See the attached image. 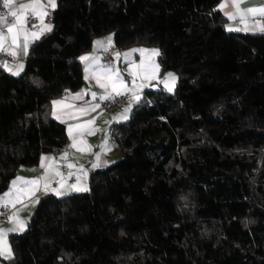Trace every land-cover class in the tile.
I'll return each mask as SVG.
<instances>
[{
	"label": "trees",
	"instance_id": "trees-1",
	"mask_svg": "<svg viewBox=\"0 0 264 264\" xmlns=\"http://www.w3.org/2000/svg\"><path fill=\"white\" fill-rule=\"evenodd\" d=\"M221 1L56 0L24 70L0 68V194L67 146L52 102L96 37L158 48L178 82L112 125L122 156L87 191L39 199L4 264H264V33L229 31Z\"/></svg>",
	"mask_w": 264,
	"mask_h": 264
},
{
	"label": "crops",
	"instance_id": "crops-1",
	"mask_svg": "<svg viewBox=\"0 0 264 264\" xmlns=\"http://www.w3.org/2000/svg\"><path fill=\"white\" fill-rule=\"evenodd\" d=\"M21 4L40 5L45 14L41 17L39 11L26 10L23 25L25 31L21 32L17 28L18 40L14 45L7 29L16 22V18L11 16V12L17 11ZM55 7L51 6L50 0H12L8 13L0 14V17L6 18L0 20V35L7 37L4 48L15 51L16 54L10 55L9 52L4 51L6 58L0 59V68L11 74L17 72L20 74L24 70L31 45L49 31L45 25L49 26L50 30L52 29V24L46 21V17L52 14ZM239 7L240 13L238 14L237 9L233 6V0H222L219 4L218 9L227 17L226 28L229 31L264 33V15L246 11L264 7V0H239ZM230 14L233 18H230ZM29 15H33L37 19L38 29H31L27 26L26 19ZM32 33H36L38 38H33ZM109 38L111 43L114 42V33L96 37L92 48L80 56L86 80L85 85L77 91L67 92L55 98L52 102L53 116L67 127V146L56 153H43L36 165L22 166L11 181L9 188L0 194V203L11 201L12 203L9 205L13 207L9 220L0 221V264H4L5 260L14 255L10 234L21 233L27 227L30 217L43 195L50 193L63 196L83 191L88 186L89 175L92 171L105 168L122 156L112 133V125L124 122L130 117L133 105L141 99L140 93L148 88H162L167 80L174 77L172 74H166L165 77L160 75V51L156 47L137 45L121 49L117 52L120 56L117 57L116 54L113 63H106L103 59V51L111 44H109ZM97 41H101L102 45H98ZM83 56L94 59L83 61L81 60ZM134 65L139 67L134 68ZM109 68L112 70L113 79L115 73L119 72L126 88L130 89L126 92L130 98L122 108L105 114L102 112V103L106 99H101V97L107 96L112 90L110 86L107 89L101 88L100 83H109L107 71ZM98 78L100 83L97 82ZM93 93L96 94L95 99H93ZM114 94L112 93V96ZM78 95L82 98L77 99ZM137 95L140 97L139 100L135 99ZM56 101L61 103L56 104ZM96 105L98 107L94 108ZM82 109L85 111H81ZM126 109L128 111H125ZM90 121L92 123H89ZM70 128L71 135L69 134ZM74 140L76 147H72ZM65 153H67L66 157ZM69 165L72 166L69 167ZM33 180L40 182L36 185L24 183ZM45 184H47V188H45ZM33 189H36L34 194ZM7 249H10V253Z\"/></svg>",
	"mask_w": 264,
	"mask_h": 264
},
{
	"label": "snow or ice",
	"instance_id": "snow-or-ice-1",
	"mask_svg": "<svg viewBox=\"0 0 264 264\" xmlns=\"http://www.w3.org/2000/svg\"><path fill=\"white\" fill-rule=\"evenodd\" d=\"M51 6L54 8L55 7V0H50ZM12 5V0H4V7L5 8H9ZM233 6L237 9V13H240V7H239V0H233ZM31 9L33 12L39 11L40 16L42 17L45 13L42 11V6L37 5V4H28V5H24L21 4L18 8L17 11H13L11 12V16L16 18V22L14 24H12L11 26L8 27V32L11 34V40L12 43L15 45L17 44V40H18V33H17V28H19V31L24 32L25 29L23 27L24 23H25V12L26 10ZM247 13H259L261 15H264V7L262 8H258V9H247L246 10ZM18 12L20 13L18 15ZM230 18H233L232 15L230 14ZM243 19V16L241 17ZM5 17H0V20H5ZM45 28H47L50 31V27L45 25ZM27 35V34H26ZM33 36V38H38L36 33H32L31 34ZM5 40H7V37L0 35V51H5V52H9L10 55H15V51H9V49L4 48V42ZM111 43L110 38H109V44ZM98 45H102L101 41H97ZM155 54V53H154ZM120 54L117 53V57H119ZM90 59H94L88 56H83L81 57V60L83 61H88ZM139 67V66H135L134 68ZM22 68V65H21ZM108 73H109V83L105 84V83H100L99 78L97 79V82L100 83V87L101 88H108L109 86L111 87V92H109V94L107 96H102L101 99H109L112 96V93H115V95L120 96V95H125L127 91H130V89H127L123 79L120 77L119 72L115 73V78H112L111 72L112 70L109 68L107 69ZM15 74H19L18 72ZM133 75H135V72H133ZM171 75V74H170ZM174 79V77H173ZM93 99L96 98V94L93 93L92 94ZM77 99L82 98L81 96H77ZM139 96H135L136 100H139ZM56 104H60V101H56ZM98 107V105L94 106ZM81 111H85L84 109H82ZM125 111H128V109H126ZM89 123H92L91 121ZM69 134L71 135V128L69 129ZM72 147H76V142L74 140ZM67 156V153H65V157ZM47 159V158H46ZM43 166V165H42ZM72 165H69V167H71ZM59 175V173H57ZM39 180H33V181H25L24 183L26 184H32V185H36L39 184ZM14 186H15V182H14ZM45 188H47V184H45ZM23 191V190H21ZM36 191V189H33L32 192L34 194V192ZM55 191V190H54ZM59 194V193H57ZM12 203L11 201H8V203H6L4 206L7 207L8 204ZM14 206V205H13ZM7 251L10 253V249H7Z\"/></svg>",
	"mask_w": 264,
	"mask_h": 264
},
{
	"label": "built area",
	"instance_id": "built-area-1",
	"mask_svg": "<svg viewBox=\"0 0 264 264\" xmlns=\"http://www.w3.org/2000/svg\"><path fill=\"white\" fill-rule=\"evenodd\" d=\"M8 13V8L4 7V0H0V14L6 15ZM46 21L50 24H52V14L47 15ZM27 26L31 29H38L39 24L37 19L33 15H29L26 19ZM121 48L115 43L112 42L110 46L103 51V59L106 63L110 64L113 63L115 60V55L117 52H119ZM6 58V53L4 51L0 52V59ZM140 97H144V93H140ZM130 95H113L109 99H106L102 103V112L105 114H110L114 110H118L122 108L127 101L129 100ZM56 153V152H54ZM6 203H0V221L5 222L8 221L10 218L11 213L13 212V207L8 204L7 207H5Z\"/></svg>",
	"mask_w": 264,
	"mask_h": 264
},
{
	"label": "rangeland",
	"instance_id": "rangeland-1",
	"mask_svg": "<svg viewBox=\"0 0 264 264\" xmlns=\"http://www.w3.org/2000/svg\"><path fill=\"white\" fill-rule=\"evenodd\" d=\"M168 73H166V74L167 75H170V74L174 75V79L172 78L170 80H167L166 83L162 86V88L165 89V90H167V91H170L171 92V91H174L175 88H176V86H177L178 75L176 73H173V72H168ZM166 74L164 75V77L166 76ZM140 101H141V99H140ZM133 107H134V105H133ZM88 189H89V182H88V186L86 187V189H84L83 191H79V192H85ZM27 228H28V225H27V227L25 229H23L21 231V233H23Z\"/></svg>",
	"mask_w": 264,
	"mask_h": 264
}]
</instances>
